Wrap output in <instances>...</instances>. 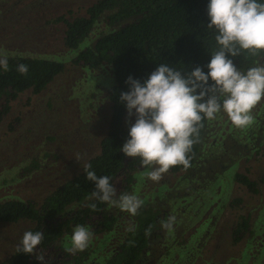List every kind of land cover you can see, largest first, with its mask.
I'll list each match as a JSON object with an SVG mask.
<instances>
[{
  "label": "rangeland",
  "instance_id": "374dc122",
  "mask_svg": "<svg viewBox=\"0 0 264 264\" xmlns=\"http://www.w3.org/2000/svg\"><path fill=\"white\" fill-rule=\"evenodd\" d=\"M93 1L0 0V56L19 54L63 64V71L45 90L34 95L29 91L19 94L0 121V202L10 199L39 202L46 193L79 172L87 159L98 152L109 122L107 92L113 81L112 71L104 65L86 69L72 64L71 59L73 51L89 45L111 27L99 21L76 49H67L62 41L64 25L53 21L60 15L65 18L82 15ZM259 65H264V60ZM252 114L254 123L246 129L235 128L223 113L208 121L195 165L187 173H165L161 181L153 182L146 177L149 168L134 172L128 194L143 199L144 207L159 210L165 220L172 215L176 217L173 229H168L169 236L162 223L155 229L147 254L152 264H168L173 251L182 244L184 251L175 259L176 264H209L216 246L220 259L221 250L230 249L228 232L239 213L249 217L248 236L239 244L242 247L246 243L244 251L253 254L248 263L257 257V264L260 254L264 261V184L260 181L264 174V99ZM126 116L127 113L123 125L129 128L135 117L126 123ZM8 125L12 130L7 129ZM77 154L81 157L79 161L75 159ZM29 164L36 166L26 173L24 169ZM232 173L246 174L256 183L258 193L250 194L232 183ZM233 198L239 199L238 209L229 205ZM107 211H111L115 222L111 234H93L85 249L89 257L82 264H95L112 251L131 225L132 216L127 212L113 206ZM193 220L200 228L205 225L209 236L207 233L203 238L205 228L194 236L192 229H188ZM28 226L23 221L0 226V264ZM211 234L219 238L211 241ZM71 235L64 237L58 248L50 250L55 257L51 263L71 264L59 249L62 246L67 257L73 255L68 251ZM198 245L203 247L196 248ZM237 252L242 258L239 247L233 256Z\"/></svg>",
  "mask_w": 264,
  "mask_h": 264
},
{
  "label": "trees",
  "instance_id": "16d2710c",
  "mask_svg": "<svg viewBox=\"0 0 264 264\" xmlns=\"http://www.w3.org/2000/svg\"><path fill=\"white\" fill-rule=\"evenodd\" d=\"M208 3L209 0H94L82 15L68 18L60 15L54 18V22L64 25L63 45L67 49H76L99 21L111 27L89 45L73 51L71 62L88 69L109 66L113 81L107 94L110 109L108 127L99 142L98 153L87 159L79 172L49 194L46 193L39 202L16 199L0 202V224L23 221L29 225L25 231L43 232L44 239L37 248L38 254L45 255L43 264H53L51 259L55 257L50 250L58 248L76 225L90 226L94 234L110 230L113 216L106 210L107 204L89 199L94 184L86 180L84 170L91 164L88 170L94 171L98 177H111L110 182L116 187L119 197L129 191L134 172L147 168L141 165L139 158L126 157L120 151L129 138V128L123 125L126 109L119 102V93L129 90V85L125 83L129 76L143 83L161 63L184 72L199 66L207 73L211 54L218 49L215 41L217 33L206 27L209 23ZM263 57L264 52L254 56L242 50L238 56L228 58L240 71L246 72ZM7 58L9 70L0 69V121L9 113L10 103L19 94L25 91L40 93L63 71V64L56 60L19 54ZM20 64L28 66L26 75L17 71ZM207 123L208 120L203 121L198 142L189 153L191 166L186 169L175 166L167 173L191 169ZM7 129L12 130L10 125ZM35 166L29 164L24 170L28 173V169ZM235 179L253 191L254 182L249 181L244 174H237ZM261 181L264 183V175ZM93 203L98 210L89 207ZM155 217L156 213L151 208L141 207L133 218L135 231L127 229L108 256L97 260L95 264H135L141 251L148 245L149 234L156 224ZM245 222L244 219L238 221L232 233L234 239L239 230L245 227ZM17 245L1 264H42L35 255L17 252ZM59 249L71 264H81L89 257L86 251H78L67 257L68 253L63 247Z\"/></svg>",
  "mask_w": 264,
  "mask_h": 264
},
{
  "label": "clouds",
  "instance_id": "9594fccd",
  "mask_svg": "<svg viewBox=\"0 0 264 264\" xmlns=\"http://www.w3.org/2000/svg\"><path fill=\"white\" fill-rule=\"evenodd\" d=\"M209 23L207 28L217 33L218 49L211 54L207 73L197 66L186 72L159 64L143 83L131 76L125 81L127 92L119 93V102L126 109V123L135 117L128 129V139L120 151L131 158H139L141 165L149 168L146 177L159 182L170 168L191 166L189 153L204 120H215L225 114L237 129H246L254 123L253 109L264 99V65L240 71L233 60L241 51L252 55L264 52V2L259 0H209L207 5ZM7 56H0V69L9 70ZM17 71L26 75L28 66L20 64ZM211 81V83H209ZM77 154L76 160H80ZM85 168L86 180L94 184L89 199L118 207L131 216H136L144 200L135 194H121L110 182L109 176H97ZM98 210L95 203L90 204ZM174 215L162 222L165 229H173ZM129 231H135V225ZM93 233L87 226L76 225L70 237L69 252L84 251L90 245ZM42 231H25L17 252L35 255L36 260L45 261L38 254L42 243Z\"/></svg>",
  "mask_w": 264,
  "mask_h": 264
},
{
  "label": "flooded vegetation",
  "instance_id": "af4514ba",
  "mask_svg": "<svg viewBox=\"0 0 264 264\" xmlns=\"http://www.w3.org/2000/svg\"><path fill=\"white\" fill-rule=\"evenodd\" d=\"M91 4V3H90ZM89 4V5H90ZM88 5V6H89ZM87 7V6H86ZM92 31V30H91ZM91 33V32H90ZM62 41H63V39H62ZM264 60V57L263 58H260L252 67H254V66H257L259 63H261L262 61ZM86 68V67H85ZM86 69H88V68H86ZM112 86V85H111ZM110 89V88H109ZM107 94H108V92H107ZM32 95H34V94H32ZM110 110V109H109ZM209 121V120H208ZM208 124V123H207ZM206 132H207V126H206V130H205V133H204V136H205V134H206ZM204 136H203V139H204ZM103 138V137H102ZM203 139H202V143H201V146L203 145ZM213 142H214V140H213ZM201 146H200V148H201ZM200 148H199V150H200ZM98 151H99V146H98ZM98 153V152H97ZM96 153V154H97ZM95 154V155H96ZM198 154H199V152H198ZM198 154H197V157H198ZM94 156V155H93ZM92 157V156H91ZM197 157H196V159H197ZM89 159V158H88ZM195 162H196V160H195ZM193 165H195V163L193 164ZM193 167V166H192ZM192 167H191V169H189L188 171H186V173L187 172H189V171H191L192 170ZM177 173H183V172H177ZM177 173H173V174H177ZM168 174H171V173H168ZM238 173H232V183H236L238 186H240V187H242L244 190H246L248 193H250V194H256V193H258L257 192V188H256V183L254 182V181H252L251 179H249L247 176H246V174H244L245 175V177H247V179L249 180V181H252V182H254V187H253V191H251V190H249V189H247L244 185H241L240 183H238L237 181H236V179H235V177H236V175H237ZM240 174H242V173H240ZM264 175V174H263ZM263 177V176H262ZM261 177V178H262ZM261 178H260V181H261ZM132 183H133V180H132ZM131 183V184H132ZM264 184V183H263ZM131 186V185H130ZM129 191H130V188H129ZM128 191V192H129ZM128 192H127V194H128ZM16 200H18V199H16ZM22 201H26V200H22ZM30 201H32V200H30ZM3 202V201H2ZM230 204V206H233V207H236L237 209L239 208V206H240V203H239V199L238 198H233L230 202H229ZM107 206V208H106V210H109V208L111 207V206H109V204H107L106 205ZM149 208H151L150 206H148ZM148 207H144V206H142V208H148ZM113 210H116L115 208H112ZM151 210L153 211V212H155L156 213V217L154 218V220H155V226L152 228V230H151V232H150V234H149V242H148V245L141 251V254H140V257L137 259V261H136V263L135 264H152V259L147 255V254H149V249H150V245H151V237H152V235L154 234V232H155V229H157V227H158V225H160L163 221H166L165 220V215L164 214H162V215H160L159 214V210H157V209H152L151 208ZM111 211H108V213L109 214H111L110 213ZM112 216H113V214H111ZM133 218H134V216H132V222H131V225L128 227V228H126L125 229V231L127 230V229H129L131 226H133L134 224H133ZM248 216L247 215H244V214H237L235 217H234V220H233V223H232V225L230 226V228H229V232H228V235H229V237H228V243H227V241H226V243L227 244H229V250H228V248H226V250H221V254H220V259H218L217 257H218V247L216 246V247H214V251L212 252V254H211V256H209L210 257V262L211 263H209V264H249L248 262H250L251 260H250V258H251V255L253 256V254H248L247 252H245L244 250H245V247L247 246L246 245V243H245V245H243L242 247L239 245L240 243H241V239L246 235V236H248V229H249V227H248ZM240 219H244V221H246L245 223H246V225H245V227H243L242 229H240L239 230V232H238V234L236 235V239H234L233 238V230H234V228H236V226H237V223H238V221L240 220ZM19 222V221H18ZM18 222H16V223H18ZM22 222V221H21ZM16 223H14V224H16ZM114 218H113V223H112V225H111V228H110V230L109 231H102V232H100V233H97V234H102V235H105V234H108L109 233V235L111 234V229H112V227H113V225H114ZM8 224H10V223H3V224H0V226L1 225H8ZM199 224H196L195 223V220H193V223L188 227V229H192V232H193V235L194 236H197V235H199V233H200V231H202L203 230V228H205L206 229V226L205 225H203V227H199L198 226ZM207 231H205V232H203V234H202V236H203V238L204 237H206L207 236V233H208V236H209V232H208V229H206ZM73 231V230H72ZM90 231L92 232V229L90 228ZM163 231L167 234V236H169L170 234L168 233V229H163ZM72 233V232H71ZM70 233V234H71ZM125 233V232H124ZM69 234V235H70ZM94 234V233H93ZM68 235V236H69ZM124 235V234H123ZM122 235V236H123ZM23 236V234L20 236V238L18 239V241L21 239V237ZM122 236H120L119 237V239L118 240H121V237ZM160 236H162V234L160 235ZM211 236H212V239H211V241L212 240H216L217 238H219V236L218 235H216V234H211ZM117 240V241H118ZM116 241V242H117ZM17 245V244H16ZM177 245V244H176ZM182 247H183V244L180 246L179 245V248L177 249V246L175 247V250L177 249V251H173V255H172V259L168 262V264H176L175 262V259L177 258V257H179V256H181V252H183L184 250L182 249ZM200 247H203V246H200V245H198V246H196V248H200ZM239 247V249L241 250V256H242V258H241V260H239L240 258H239V254H238V252H237V254H236V257L235 256H233V251L234 250H236V248H238ZM14 249V248H13ZM12 249V250H13ZM11 250V251H12ZM194 250H196L195 248H194ZM11 251L9 252V254L11 253ZM84 251H86V252H88L87 250H84ZM62 252V251H61ZM170 252V251H169ZM172 252V251H171ZM226 252V254H224ZM76 253V252H75ZM75 253H73V254H75ZM9 254L7 255V257L9 256ZM108 254H109V252H106V254H104V255H102L101 257H100V259L99 260H101L103 257H105V256H108ZM227 255V256H226ZM226 256V257H225ZM6 257V258H7ZM159 257H161V256H159ZM164 257H165V259H167L168 257H167V255L166 254H164ZM5 258V259H6ZM257 257H255L254 258V260H252L253 261V263L251 262L250 264H256L255 263V259H256ZM4 259V260H5ZM261 254L258 256V260H257V264H261ZM262 263H264V261L262 262ZM82 264V263H81ZM198 264H205V262H198ZM207 264V263H206Z\"/></svg>",
  "mask_w": 264,
  "mask_h": 264
}]
</instances>
